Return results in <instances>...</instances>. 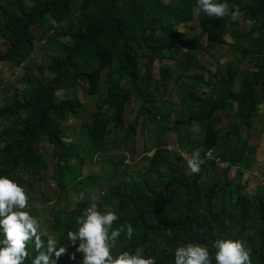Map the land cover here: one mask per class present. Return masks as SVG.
Instances as JSON below:
<instances>
[{"label":"trees","instance_id":"obj_1","mask_svg":"<svg viewBox=\"0 0 264 264\" xmlns=\"http://www.w3.org/2000/svg\"><path fill=\"white\" fill-rule=\"evenodd\" d=\"M196 2L33 0L27 7L20 0H0V63L26 66L21 89L0 80V122L5 123L0 174L22 183L38 216L35 184L53 170L59 207L48 223L55 236L40 231L45 240L67 247L57 264H80L83 254L66 234L93 201L119 213L114 226L130 222L136 228L127 250L141 247L157 257V264H169L180 243H204L214 252L212 242L221 238L243 239L253 264H264V187L246 195L241 178L259 146L254 121L264 106V0H229L240 9L236 20L196 13ZM241 19L251 23V31L244 32L255 35L252 43L245 44V34L232 41L225 37L224 30ZM182 24L192 33L186 51L178 44ZM43 40L55 52L47 64L31 62ZM206 41L228 44L235 57L223 63L220 55L209 54L201 60L198 52ZM172 60L190 75L180 98L165 107ZM80 83L98 95L89 112L81 99L61 96ZM145 116L149 134L137 156L128 141ZM72 120L79 122L84 156L92 158L89 150L95 158L107 155L98 174H89L96 184H87L78 202L69 199L70 189L79 192L88 176L80 173L86 163L76 153L77 143L66 140L76 130ZM195 149L204 161L198 173L188 166ZM56 197L42 192L41 201ZM250 207L258 218L255 230L245 223ZM73 253L75 260L69 258ZM33 255L30 244L24 264H31Z\"/></svg>","mask_w":264,"mask_h":264},{"label":"clouds","instance_id":"obj_2","mask_svg":"<svg viewBox=\"0 0 264 264\" xmlns=\"http://www.w3.org/2000/svg\"><path fill=\"white\" fill-rule=\"evenodd\" d=\"M194 11L232 20L240 14V9L229 0H197ZM203 162L200 149H195L188 160L191 172H200ZM119 219L117 211L102 210L95 201L75 218V226L66 235L76 252L83 254L80 264H157V257L145 255L141 247L127 250L136 228L130 222L114 226ZM57 243L54 238H42L40 220L32 214L25 187L12 176L0 174V264H24L29 258L30 244L35 250L31 264H57L67 251L64 244ZM212 248L214 252L204 243H180L169 264H213V260L215 264H253L251 249L243 239H216ZM69 258L75 260V253Z\"/></svg>","mask_w":264,"mask_h":264},{"label":"rangeland","instance_id":"obj_3","mask_svg":"<svg viewBox=\"0 0 264 264\" xmlns=\"http://www.w3.org/2000/svg\"><path fill=\"white\" fill-rule=\"evenodd\" d=\"M4 1H10V0H4ZM22 4L26 5L29 7L33 0H20ZM169 1V0H165ZM236 26V27H235ZM179 30L184 34L181 37V40H179V46L182 49V51H186L188 46L185 43V40H187L190 36H192V33L190 32L189 28L186 25H179ZM251 23L248 21L246 22L245 20L241 19V23L239 25H231L227 30H224V33L226 34L225 37L228 39V41H232V39L244 36L245 32L244 31H251ZM246 43H252L255 39V35H250L247 36L245 34ZM4 39L0 37V45L3 43ZM219 51H223L222 55L218 54ZM55 52L54 48H52L46 40H43L41 44H38L34 51L31 54V62L37 61L39 63L47 64L49 61V57L51 54ZM209 54H216L220 55V61L221 62H227L228 60L232 59L235 57V54L233 51H230L229 45L228 44H222L218 47L216 46H210L209 42H203V44L200 46L198 56L201 60L207 61V56ZM169 60L165 59L163 63L167 62ZM173 65V70L172 72L168 75V84L166 85L167 90L165 93V96L163 98L164 105L165 107H170L171 103L174 101L178 100L181 95V90L185 86L187 87L188 84V75L190 73H185L182 70H179V65H177L173 60L171 61ZM26 72V66H16L15 64L12 63H6L2 62L0 63V80L5 84L8 85L9 81L12 83V85L19 87L20 89L22 88V78L24 73ZM45 77H50V74L47 72L44 74ZM239 81L237 80L235 89L238 87ZM104 91V90H103ZM206 91H204L205 93ZM1 95H2V89L0 88V100H1ZM209 95V94H208ZM61 96H67V97H77L81 99L85 105V111L89 112L92 110L94 104L96 103L98 95H90L88 93V85L87 83H80L77 87L75 88H69L65 92L61 93ZM132 105L129 106L128 110H131ZM196 112V110H194ZM85 116V115H84ZM254 121V131L257 133L255 134L257 136V139L259 140V146L256 150L255 158L253 165L251 168L244 170L243 175H242V181L245 182V189L244 193L249 196H254L255 192L258 189H261L264 187V106L259 107L257 115L255 117ZM72 123V128H75L76 130H72V135L71 137H67V141H75L76 147V153L78 155H83L84 156V151H83V145H81L78 141H80V132L77 130L79 129V122L77 123L75 120L70 121ZM76 123V124H75ZM5 125L4 122H0V128H2ZM148 119L142 118L140 121V124L138 126L137 132L129 139L128 143L129 145H134L137 150V156L140 155L141 153L144 152V145L146 142V136L149 134V127H148ZM192 129H198L195 125H193ZM85 141V140H84ZM101 157H94L93 152L91 150L88 151V157H85V165L83 167V170L80 172L81 174H84L88 176L87 180H84L83 184L79 186V192L75 188H71L69 192V199H76V201L80 200L83 196L85 191L88 189L89 185L92 184L95 180L89 179V174L92 175H97L99 172L100 166H102L103 159L107 157L106 154H103ZM120 159L121 154H118L115 159ZM75 161V159H74ZM136 164V163H135ZM136 166L139 168L141 167V164L138 163ZM47 172L48 177L43 178L39 180L35 184L34 188V205L37 206L38 212H37V218L40 220V230L42 232L52 234L55 236V233H53L50 228H49V223H48V218L52 216L51 211H56L58 209L57 205V189L58 187L55 184V179L51 178L50 176L53 174L52 169H48L47 171H44V173ZM75 172H78L76 170ZM73 170H69V174H72ZM97 181V180H96ZM21 183V182H20ZM22 184V183H21ZM89 184V185H87ZM93 184H96L94 181ZM77 196L80 194V197L78 198L77 196H74L76 193ZM42 192H45L46 194H49L51 197H56L52 202L49 203H43L42 200ZM77 201V202H78ZM73 206V205H72ZM70 206V208L72 207ZM254 208L250 207L248 217L245 220L246 225L251 229L255 230L257 223H258V218L253 214Z\"/></svg>","mask_w":264,"mask_h":264},{"label":"built area","instance_id":"obj_4","mask_svg":"<svg viewBox=\"0 0 264 264\" xmlns=\"http://www.w3.org/2000/svg\"><path fill=\"white\" fill-rule=\"evenodd\" d=\"M169 148H173V144H172V145H170V146H169ZM211 152H212L211 150H208V152H207V154H206V155H207L208 157H209V156H211Z\"/></svg>","mask_w":264,"mask_h":264}]
</instances>
